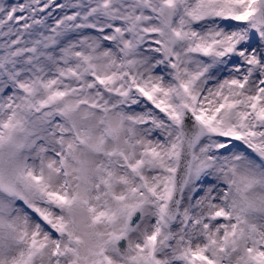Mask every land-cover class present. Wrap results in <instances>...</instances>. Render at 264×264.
Listing matches in <instances>:
<instances>
[{"label":"snow or ice","instance_id":"1","mask_svg":"<svg viewBox=\"0 0 264 264\" xmlns=\"http://www.w3.org/2000/svg\"><path fill=\"white\" fill-rule=\"evenodd\" d=\"M0 264H264V0H0Z\"/></svg>","mask_w":264,"mask_h":264}]
</instances>
